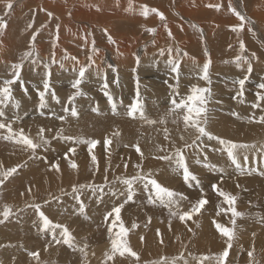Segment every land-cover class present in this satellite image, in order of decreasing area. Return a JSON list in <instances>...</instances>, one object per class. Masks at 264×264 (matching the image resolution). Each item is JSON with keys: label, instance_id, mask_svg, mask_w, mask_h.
<instances>
[{"label": "rangeland", "instance_id": "1", "mask_svg": "<svg viewBox=\"0 0 264 264\" xmlns=\"http://www.w3.org/2000/svg\"><path fill=\"white\" fill-rule=\"evenodd\" d=\"M105 1L110 6L106 14L85 12L86 6L95 5L96 9L100 3L104 5ZM12 2L13 8L5 14V0H0V16L7 22V28L0 35V81L12 78L11 64L18 62L23 52L31 50L30 40L34 32L37 33L33 53L36 63L24 61L21 80L12 85V94L20 101V108L16 109L9 103L4 109L5 122L19 116L20 119L15 121L13 128H23L26 134L35 138L39 126H30L28 129L24 122L29 117H37L36 113H39V116L46 119L41 120L46 124L43 127L51 129L45 133L51 142L46 149H39L36 156L32 157L14 142L0 139V163L3 168L6 170L21 165L0 186V211L5 203L13 205L14 211L15 208L24 209L0 224V262L38 264L36 259L28 255L29 251H36L39 253V261L44 264H102L105 251L110 249L107 227L114 219L113 216L105 222L104 216L126 198L112 196L109 189L118 193L125 192L126 186L116 178L135 175L137 169L134 166L140 164L145 173L151 170L153 178L163 186L187 197L181 201L182 210L190 208L191 203L199 198L201 189L209 203L201 210V214L193 216L191 220L180 221L176 217L170 218L168 208L158 202L149 204L150 193L142 183L135 184L133 200L124 204L120 215L125 227L129 229V246L138 253L139 261L126 253L123 257L117 254L114 261H109L108 264H152L162 257L169 261L176 258L177 264H184V261L187 264H199L202 256L209 257L203 264H216L214 257L226 247L227 238L216 229L213 220L225 226L232 225L230 212L217 215L220 207L227 208L228 205L213 191V183L221 190L236 195V208L245 214L236 218L235 238L225 264H264V175L259 174L264 171V153L240 152L238 159L242 168L246 173L248 170L252 173L241 175L226 153L221 151L223 146L218 141L205 137L201 144L202 150H185L188 166L200 181L199 185L193 182L192 186L184 182L182 174L173 170L169 161L157 158L172 152L174 146L180 147L194 138L193 130H186L182 119L177 120L176 115L167 116L166 123L159 122L172 108V100L176 99L178 102L181 97L190 94L192 85L211 88L212 95L207 105V129L210 132L236 142L255 143L257 149L264 144V124L259 122L260 117L264 116V102H261L260 108L252 106L256 102L258 85L264 82V16L259 12L264 6V0H231L241 14L260 26L259 33H263L262 37L253 24L251 32L248 31V25L239 33L232 30V26L239 24V20L229 11V0H131L132 11H126L129 0ZM210 4H220L221 7L217 10L209 7ZM142 5L158 9L166 19L162 21L155 13L142 16ZM48 12L53 16L49 17ZM101 16H107L104 19L112 27L102 24ZM67 20L74 26L66 24ZM29 23L32 28H28ZM193 25L197 27L194 28ZM151 28L156 29L155 33L147 30ZM104 29L108 30L116 44L108 42ZM169 29L171 37L168 35ZM160 30L161 34L158 36ZM93 40L99 49L94 55ZM240 40L246 45L243 54L251 59V73H247L246 64L238 68L233 62L240 54ZM40 47L42 51L39 50ZM169 48L172 49L171 55ZM161 49L164 50L163 55ZM177 49L180 50L179 55ZM252 53L258 59L252 58ZM89 55H93L95 64L88 69L81 84L86 95L77 97L75 101L79 115L72 117L63 111V107L67 97L75 91L72 83L78 77L79 68L88 63ZM72 57H76L78 62ZM209 58L210 84L201 78L202 66ZM169 59H178L180 62L178 80L177 74L171 71ZM61 64L63 68L60 67ZM49 70L50 91H55L61 102L57 103L50 94L46 95L47 107L41 109L38 106L37 91L43 90V80ZM245 75L248 79L241 100L236 97L238 86H234L233 82ZM105 76L109 84L108 91L116 103L115 112L102 91ZM117 79L119 82L115 83ZM137 79L144 115L147 120L157 121L155 124L141 119L139 112L135 117L126 115L130 105L137 100ZM174 87L176 91L173 90ZM97 108L99 111L93 110ZM233 113H238L239 118ZM57 114L68 115L63 122L68 124L57 119ZM174 120L177 122L173 123ZM232 122L241 124L237 128L242 129L234 132L227 127L232 126ZM55 125L63 128L64 135L95 139L99 143L89 153L87 144L74 145L62 139H54L57 130L61 129H52ZM117 130L120 135L114 136L113 133ZM185 132H191L189 138L179 139ZM0 134H6V130H0ZM106 138L111 140L107 147L104 144ZM136 144L141 148L143 158L133 147ZM70 147L76 148L75 155H69L77 163V169L70 168L63 158ZM93 154L97 157V164H93L91 160ZM261 157L260 161L258 158ZM57 161L61 169L59 173L51 169V165ZM254 166H257L258 171ZM74 184L104 186L102 199L93 194L91 189L80 191L87 218L79 213V202L73 198ZM28 188H31V194L28 193ZM52 197L59 199L53 200ZM45 200L50 202L44 204ZM30 203H40L42 210L54 223L66 225L78 247L87 245V256L64 244L53 243L45 251L51 234L38 231L41 223L38 216L33 209H25V205ZM133 223L138 227L132 228ZM157 229L163 237V243H160ZM114 231H118V224ZM249 251H253L252 257H249ZM181 255L183 260L180 259Z\"/></svg>", "mask_w": 264, "mask_h": 264}, {"label": "snow or ice", "instance_id": "2", "mask_svg": "<svg viewBox=\"0 0 264 264\" xmlns=\"http://www.w3.org/2000/svg\"><path fill=\"white\" fill-rule=\"evenodd\" d=\"M209 7H214L217 10L220 9V4L215 5H208ZM5 7H6V13L7 14L12 8H13V2L12 0H5ZM97 10H99L97 6ZM126 11H132V4L131 0H129V7L126 9ZM229 11L232 12L239 20V24L232 26V30L234 32H241L244 30L245 26L248 25V31H253V28L251 27L252 24H254V21H251L248 17L241 14L231 3V0H229ZM149 13H155L159 16V18L164 21L166 18L162 12H160L156 8H150L148 5H142L141 6V12L140 14L144 17H147ZM47 15L49 17H52L53 14L51 12H48ZM57 30L59 29V25L56 26ZM164 27L167 29V24L164 25ZM194 28H196V25H193ZM7 28V22L4 19V17L0 16V35L3 34L4 30ZM28 28H32V24H28ZM148 31L155 33L156 29L151 28L147 29ZM38 31V30H37ZM104 33L107 35L108 42L111 44H116V41L114 38L108 34V30L104 29ZM202 32V30H200ZM37 33L34 32L30 44L32 45L31 50L25 51L22 53L20 59L18 62L11 64L12 69V78L11 79H5L3 81H0V130H6V134H0V139L6 140V141H12L15 144L19 145L23 151L29 152L32 157H35L37 154V151L39 149H46L47 145L50 144V140L46 136V131L50 132L51 129H45L43 126L38 128L37 134L35 138H32L29 134L25 133V130L23 128L14 129L13 124L16 120H19V116H16L13 120H9L8 122H5V111L4 109L8 107L9 103H11V106L19 109L20 108V101L16 100L13 96V89L12 85L15 84L17 81L21 80V72L24 66V61L31 60V63L35 64L36 60L33 58V53L35 52V39H36ZM169 37L172 36V33L170 29L168 30ZM85 39H87L85 37ZM231 47V45L229 46ZM239 49L240 54L237 55L234 58V63L236 66L242 67L244 64L247 65V73H251L253 70L251 59L244 55L243 53L246 50V45L243 40L239 41ZM161 55L164 54V50L161 49ZM99 52V49L95 46V41H92V54H96ZM169 55L172 53V49H168ZM177 55H179L180 50H176ZM38 56V53H36ZM93 55H89L88 57V63L86 65H83L79 68L78 71V77L74 80L72 83V88L75 90L67 97L66 104L63 107V111L65 113L70 114L72 117H78L79 113L77 111V108L75 106V101L77 97L86 95L85 92L81 89V84L84 81L86 77V72L92 65L95 64V60L93 59ZM184 55H187V53H184ZM252 58L258 59L256 57L255 53H252ZM74 61H77L76 57H72ZM55 60H53V63ZM137 62H139V58H137ZM225 63H228V61H225ZM168 64L171 65V71L173 73L177 74V80L179 75V68H180V62L178 59H169ZM211 66V60L210 58L203 64L202 66V76L201 78L204 81H207L208 84L211 83L210 77H209V69ZM46 68H48V65H45ZM60 67L63 68V65L61 64ZM50 70L46 73V78L43 80V90H38L37 94L39 97V108L44 109L47 107L48 101L46 99V95H51V98L55 100L57 103H60L59 97L55 94V91H50L51 85H50ZM248 79V76L245 75L243 78L238 79L233 82L234 86L237 87L236 97L241 98V100L244 97L245 92V83ZM118 79L115 81V83H118ZM170 87H173L170 85ZM178 87V84L177 86ZM176 87L173 88L174 91H176ZM109 84L107 81V78L105 76L104 82L102 85V91L104 92V95L108 97V102L112 105L113 112L116 111V103L113 100L112 95L108 91ZM25 92H27V89H25ZM177 95H179L178 92H176ZM212 95L211 88L210 87H200L198 85H192L190 89V94L186 95L185 97H181L179 101L177 102L176 99L172 100V108L169 110L168 113L165 114V118H161L159 121L160 123H166V117L169 115H176L177 120L182 119L185 129L191 128L193 132L195 133L194 138L190 142H185L180 147H175L172 152H169L168 154L162 155L157 157L158 159L169 161L170 164L173 167V170L180 172L182 174L183 180L186 184H189V186H192L193 182L195 185H199L200 181L199 178L190 170L187 159L185 156V150L187 149H201V144L203 141V138L207 137L208 140H216L219 142L220 145L223 146L221 151L225 152L227 157L231 160V162L235 165V168L241 175L248 174L251 175V170H248L247 173L242 168L239 159L238 154L240 152L247 153L248 151H260L264 153V144H261L260 147L257 149V146L255 143H242V142H236L231 139H225L220 136L214 135L212 132H210L207 129V123H208V101ZM255 103L252 105L255 108L261 107V102H264V82L260 83L258 85V90L255 93ZM94 111H99V109H93ZM139 112L140 118L147 120V118L144 115L143 112V105L139 99V80L137 79V100L135 103H132L129 107V109L126 112V115L129 117H135L136 113ZM182 113V116L180 115ZM43 115V112L41 113ZM233 115L237 116L239 118L238 113H233ZM60 121L64 122L67 119V116L60 115L57 117ZM177 120H174L173 123H176ZM148 123H157V121L153 120H147ZM259 122L261 124H264V116H261L259 119ZM167 131V130H165ZM114 136H119V131H115L113 133ZM54 139H62L66 142H71L74 145L79 144H87L88 145V152L92 153V149L99 143V141L95 139H85L83 137H75L71 135H64L63 128L58 129L56 132V136L53 137ZM168 138L167 136L165 137ZM181 140H184V137H180ZM111 140L106 138L104 140V144L107 147L110 145ZM135 147L136 152L140 155L141 158H143V152L141 151V148L138 144L133 145ZM202 150V149H201ZM161 151H165L164 149H161ZM76 148L70 147L68 148L67 152L64 153V159L68 162V165L72 169H77L78 165L73 160L69 154L75 155ZM245 160L247 159V156L245 155ZM91 160L93 164H97V157L93 154L91 155ZM209 166L210 165H206ZM21 165H16L14 167L7 168L6 170L3 168L2 163H0V186H3L5 181L12 176L14 173L17 172L18 168H20ZM137 169V172L135 175L131 177H117L116 179L123 185L126 186L125 192H117L114 189H109L110 194L114 197L117 196H123L126 197L123 201V203L113 206L111 211H108L104 216V221L108 222L110 217L114 216V219H112L111 223L107 227L108 236L110 239V249L105 251L104 253V260L102 264H108L109 261H114V258L117 254H119L121 257H123L126 253L132 257H135L137 261H139L138 253L132 250V248L129 246L127 235L129 232V229L125 227L122 219H121V209L124 207V204L128 203L129 201L133 200V197L135 195V189L134 185L137 183H142L145 190H147L150 194L148 196V203L149 204H156L157 202L168 208L169 210V216L176 217L180 221H188L193 218V216L197 214H201V210L204 208L206 204L209 203L205 195L203 194V190L201 189V194L199 198L195 200V202L191 203V206L188 210H182L181 209V201L186 200L187 197L183 193H177L175 190L170 189L166 186H163L162 183H160L157 179L153 178L151 170H149L147 173H145L141 167L140 164H137L134 166ZM125 168H127V164H125ZM51 169L55 170L56 172H60V164L59 161L51 165ZM260 175H264V171H261L259 173ZM223 177H221V180ZM105 183L107 184V177H105ZM239 187V185H237ZM214 192L218 194L219 197L223 198V202L228 205L227 208L220 207V211L217 212V215H220L221 212L223 213H231V227L225 226L223 223H219L215 220H213V223L215 224L216 229L220 232V234L223 237H226V247L223 249L222 252L215 255L214 259L216 261V264H225V259L229 255V249L233 246V240L235 238V225H236V218L243 217L245 214L238 211L236 208V201L237 196L233 195L229 192L221 190L217 184L213 183L211 185ZM88 188L93 191V194L97 195L99 199L103 198L104 195V186H94V185H72V194L73 198L79 202L78 204V211L81 215H85V218H87L85 214V205L83 200L80 196V191ZM28 193L31 194V188L27 189ZM21 195H24V193H21ZM53 200H58L59 197H52ZM49 200H45L43 203L47 204L49 203ZM251 203V202H249ZM31 208L35 211L36 215L39 218V221L41 222L38 226V231L42 234H51V240L48 242V245L45 247V251L47 250V247L51 244H64L67 245L69 248H73L74 250L80 251L85 257L87 256V245L85 244L83 247H78L75 244L74 237L72 233L69 231L68 227L64 224L60 223H54L42 210V205L40 203H30L25 205V209ZM14 206L10 204H3L2 205V211H0V224L5 223L7 220H9L10 217L16 215L18 212L23 211L24 209L15 208V211L13 210ZM150 220V218H149ZM36 223L35 221L33 222ZM118 224V231H114V229L117 227ZM171 225V220L169 221V227ZM132 228L138 227L136 223H133L131 225ZM59 230V231H57ZM191 231V229H189ZM157 236L160 237V243H163V237L157 229ZM253 236H255V233H253ZM141 240H143V237H141ZM28 255L38 261V264H44V262L39 261V253L36 251H29ZM249 257L253 256V251L248 252ZM181 260H183V256L180 257ZM209 259V257L202 256L199 258V264H203L205 260ZM2 264V262H0ZM152 264H177L176 258H173L171 261H169L167 258L162 257L160 260L153 261ZM184 264H187V261H184Z\"/></svg>", "mask_w": 264, "mask_h": 264}, {"label": "bare ground", "instance_id": "3", "mask_svg": "<svg viewBox=\"0 0 264 264\" xmlns=\"http://www.w3.org/2000/svg\"><path fill=\"white\" fill-rule=\"evenodd\" d=\"M108 1V0H107ZM124 3L125 4H128L127 3V1H124ZM126 6V5H125ZM94 7H95V5H94ZM92 5H90V6H86L85 7V12L87 13V12H91V13H93V14H106L107 12H109V8H110V6H108L107 5V3H106V1L104 2V5L103 4H99V10H97V7H96V9L94 8ZM115 7V6H114ZM112 11H114V10H112ZM259 12H260V14L262 13V15L264 16V6L261 8V9H259ZM257 15V14H256ZM261 15V16H262ZM258 16V15H257ZM105 17H107V16H101V19L103 20L102 21V24H104L105 26H109V27H112V25H109L110 24V22L107 20V19H104ZM136 19V18H135ZM134 19V20H135ZM254 19H256V18H254ZM78 20V19H77ZM81 20V19H80ZM251 20V19H250ZM251 21H254V20H251ZM66 24H68L70 27H73L74 26V24H72V22H70V20H67L66 22H65ZM75 23V22H74ZM261 23V22H260ZM259 24V23H258ZM171 25H172V23H171ZM253 26L255 27V29L256 30H258V34L261 36L262 34L261 33H259V30H261V28H260V26H258V25H256V23H255V21H254V24H253ZM172 27V26H171ZM161 31L162 30H160L159 31V33H158V36L161 34ZM157 33V32H156ZM256 34V33H255ZM77 37H78V35H77ZM156 37V36H155ZM262 37V36H261ZM78 38H80V36L78 37ZM264 39V38H263ZM157 43V42H156ZM178 43H179V41H178ZM263 43V42H262ZM184 44H185V42H184ZM182 45V44H181ZM184 46V45H183ZM186 46V45H185ZM263 46V45H262ZM3 48H4V46H3ZM39 50L40 51H42V47H40L39 48ZM121 51H124V50H121ZM130 51V50H129ZM58 54V53H57ZM70 55H73L72 53H69ZM42 56L43 57H45L43 54H42ZM123 57H125V56H123ZM0 60H2V57L0 58ZM220 79V78H219ZM60 87V86H59ZM63 88V87H62ZM73 89V88H72ZM63 90V89H62ZM65 90V89H64ZM62 92V91H61ZM33 94V93H32ZM232 97V96H231ZM234 102V101H233ZM18 115V114H17ZM36 116L37 117H29V118H27L26 120H25V124H26V128H28L29 129V127L30 126H32L33 128H36L37 126H43L45 123H44V121H41V120H46L43 116H39V113H36ZM56 116H58V114L56 115ZM68 116V115H67ZM21 117V116H20ZM15 118V117H14ZM24 120V119H23ZM19 121V120H18ZM69 121V120H68ZM46 122V121H45ZM52 122V121H51ZM61 123V122H60ZM63 123V122H62ZM62 123L60 124V125H62ZM48 124H51V123H48ZM63 124H68L67 122L66 123H63ZM70 124V123H69ZM54 125V124H53ZM231 125L232 126H227V127H230V128H232L233 130H234V132L235 131H239V130H241V129H238L237 128V126L239 127L240 125H239V123H237V122H232L231 123ZM45 126H46V124H45ZM44 126V127H45ZM234 126V127H233ZM245 126V125H244ZM72 127V126H71ZM249 127V126H248ZM58 128H62L61 126L59 127V126H57V125H55V126H53L52 127V129H54V130H57ZM65 128V127H64ZM250 129H254V128H252V126L251 127H249ZM37 129H38V127H37ZM35 130V129H34ZM232 130V131H233ZM53 131V130H52ZM231 131V132H232ZM242 131H245V129H243ZM241 131V132H242ZM234 132H232V133H234ZM240 132V133H241ZM191 135V132H189V133H187V132H185L184 134H181V136H183L185 139H187V138H189V136ZM238 135V134H237ZM262 135V134H261ZM264 136V135H263ZM259 137V136H258ZM255 138V137H254ZM263 138V137H262ZM179 139H180V137H179ZM249 141V140H248ZM12 147V146H11ZM14 147V146H13ZM1 157V156H0ZM16 157V156H15ZM8 159H10V156H8L7 157ZM27 159V158H26ZM258 159H260V161L262 160V157L261 158H258ZM13 160V159H12ZM14 161V160H13ZM259 162V161H258ZM38 163V162H37ZM25 166V165H24ZM259 167V166H258ZM254 168H256L257 169V166L255 167L254 166ZM264 168V167H263ZM210 170V169H209ZM255 171V170H254ZM257 171H258V169H257ZM210 174V173H209ZM211 174H212V172H211ZM256 174V173H255ZM33 175V174H32ZM47 175V174H46ZM37 177V176H36ZM41 177V176H40ZM46 177V176H45ZM213 177V176H212ZM258 178V177H257ZM251 179V178H250ZM260 179V178H259ZM43 180H44V178H43ZM43 180H41V181H43ZM216 180V179H215ZM71 183V182H70ZM194 185V184H193ZM194 187V186H193ZM191 188V187H190ZM191 193H192V191H191ZM71 202V201H70ZM73 205V204H72ZM71 206V205H70ZM74 208V207H73ZM26 221V220H25ZM245 223V222H244ZM246 226V225H245ZM216 235V234H215ZM4 237V236H3ZM212 260V259H211ZM210 261V260H209ZM190 263V262H189Z\"/></svg>", "mask_w": 264, "mask_h": 264}, {"label": "crops", "instance_id": "4", "mask_svg": "<svg viewBox=\"0 0 264 264\" xmlns=\"http://www.w3.org/2000/svg\"><path fill=\"white\" fill-rule=\"evenodd\" d=\"M196 195V194H195Z\"/></svg>", "mask_w": 264, "mask_h": 264}]
</instances>
